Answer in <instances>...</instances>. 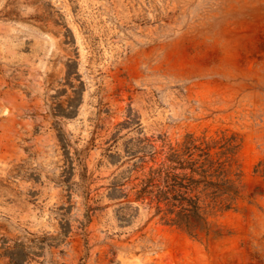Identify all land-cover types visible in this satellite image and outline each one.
<instances>
[{
    "label": "rangeland",
    "instance_id": "1",
    "mask_svg": "<svg viewBox=\"0 0 264 264\" xmlns=\"http://www.w3.org/2000/svg\"><path fill=\"white\" fill-rule=\"evenodd\" d=\"M189 143L237 190L201 201L196 236L137 198ZM13 254L264 264V0H0V264Z\"/></svg>",
    "mask_w": 264,
    "mask_h": 264
},
{
    "label": "trees",
    "instance_id": "2",
    "mask_svg": "<svg viewBox=\"0 0 264 264\" xmlns=\"http://www.w3.org/2000/svg\"><path fill=\"white\" fill-rule=\"evenodd\" d=\"M192 150L200 151L198 158H194ZM170 151L168 162L152 168L143 179L137 198L150 197L156 202V214L161 215L163 222L196 236L195 231L208 229L201 201L209 199L210 204H223L221 208L229 209L230 204H224V200L233 199L237 190L227 178L224 165L212 159L209 149L189 143L183 152L175 148ZM14 255L11 263L21 264Z\"/></svg>",
    "mask_w": 264,
    "mask_h": 264
}]
</instances>
